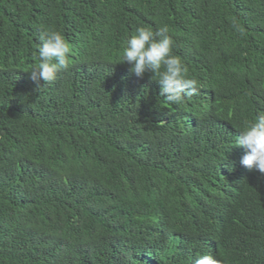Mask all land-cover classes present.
<instances>
[{"label":"trees","instance_id":"16d2710c","mask_svg":"<svg viewBox=\"0 0 264 264\" xmlns=\"http://www.w3.org/2000/svg\"><path fill=\"white\" fill-rule=\"evenodd\" d=\"M162 24L200 85L179 104L121 63ZM46 28L69 66L37 87ZM262 112L264 0H0V264H264V174L235 145Z\"/></svg>","mask_w":264,"mask_h":264},{"label":"clouds","instance_id":"9594fccd","mask_svg":"<svg viewBox=\"0 0 264 264\" xmlns=\"http://www.w3.org/2000/svg\"><path fill=\"white\" fill-rule=\"evenodd\" d=\"M38 41V62L27 72L40 87L41 80L44 84L50 83L58 72L68 68L71 49L63 34L53 28L42 30ZM173 43L166 24L157 26L155 30L139 26L126 39L121 63L128 64L129 71L138 78L151 73L150 79L160 86L159 95L171 104H179L186 97L198 94L200 85L187 76L181 59L173 53ZM235 145L246 149L241 165L264 174V112L239 131ZM193 264H221V261L211 253H202Z\"/></svg>","mask_w":264,"mask_h":264}]
</instances>
